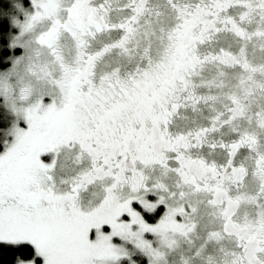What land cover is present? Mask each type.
Listing matches in <instances>:
<instances>
[{
	"label": "snow or ice",
	"instance_id": "snow-or-ice-1",
	"mask_svg": "<svg viewBox=\"0 0 264 264\" xmlns=\"http://www.w3.org/2000/svg\"><path fill=\"white\" fill-rule=\"evenodd\" d=\"M0 264H264V0H0Z\"/></svg>",
	"mask_w": 264,
	"mask_h": 264
}]
</instances>
